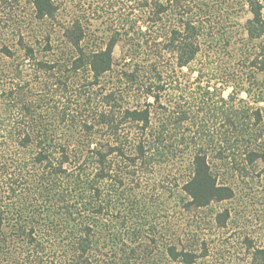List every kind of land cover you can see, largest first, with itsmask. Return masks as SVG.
I'll return each mask as SVG.
<instances>
[{"label": "trees", "instance_id": "1", "mask_svg": "<svg viewBox=\"0 0 264 264\" xmlns=\"http://www.w3.org/2000/svg\"><path fill=\"white\" fill-rule=\"evenodd\" d=\"M8 1L17 2L0 0L1 4ZM168 1L155 0L152 4L145 1L143 6L153 5L151 12L156 17L150 15V18H159L171 11L168 10L171 0ZM247 2L253 19L248 21L246 32L249 40H257L264 36V6L261 0ZM30 3L34 18L39 22L54 19L60 8L55 0H31ZM71 24L66 37L77 55L64 66L70 71L89 68L90 86H100L102 78L114 66L113 51L119 41V32L114 33L105 50L87 53L81 47L85 39L81 21ZM126 24V34L136 31V20L130 19ZM179 24V28L171 29L164 50L177 54L176 65L183 68L197 59L201 28L189 18L182 17ZM129 46V62L125 65L127 71L123 73L128 83L125 86L133 90L137 84L139 94L146 102L141 108L124 109L122 118L117 121L116 108L123 107L115 98L116 93L111 92L106 97L110 110L101 112L98 120L100 126H110L115 135L122 122L137 123L143 133L140 138L136 136L128 140L127 144L109 141L105 145H93L88 141L82 145L77 143L74 146L77 149H74L69 147V143H60L50 135L53 128L47 129L44 121L36 118L38 109L26 92L27 86L18 90L9 83L10 75H0V264H135L143 258V254L138 253L143 238L151 243V253L157 252L158 245L163 246L165 249L161 253L170 260V264L195 263L194 254L178 251L176 246L158 240V227L146 224L150 214L147 203L134 191L130 192L128 187L137 181V175L146 177L147 173L168 162L175 163V158L181 153L178 150L181 145L187 149L195 145L197 149L192 151L187 168L191 174L183 186V192L191 199L190 204L204 208L212 202L233 198V189L217 183L209 162L208 153L213 149L217 131H206L204 126L200 128L192 115L195 107L206 105V102L213 104L215 98L218 100L215 102L217 113L224 116L223 126L227 127L226 134L221 137L225 142L221 141L218 158L229 161L235 160L236 154L243 157L240 171L259 161L264 162V142L257 145L264 136V109L248 108L243 113H230L235 111V100L229 106L228 101L218 96V89L211 91V83L201 86L200 79H197L196 91L187 102V93L175 89L174 80L163 77L164 73L157 68L153 70V77L145 75L147 68L139 63V55H136L145 46H151L150 41L130 42ZM50 48L48 46L46 50ZM23 49L25 58H35L33 46H23ZM2 52L13 56L7 45ZM158 52L161 55V51ZM259 60L256 57L252 61L256 68L261 64ZM262 63L261 70L264 71V61ZM53 65L38 61L40 71L51 70ZM165 97H168L167 103H163ZM148 99L153 102H148ZM180 99L184 104H180ZM258 101H264V96L257 97ZM153 112H158L161 118L157 128L152 124ZM188 123L192 128L185 127ZM185 132H189L190 137H186ZM228 132H234L233 141ZM170 141L175 144L169 146ZM198 141H204V145H198ZM126 236L133 239L130 244H135L134 247L131 245L128 254L124 255L120 250L122 254L118 260L103 256V260L98 259L105 253L101 247H109V251L117 256L118 246L129 245Z\"/></svg>", "mask_w": 264, "mask_h": 264}, {"label": "rangeland", "instance_id": "2", "mask_svg": "<svg viewBox=\"0 0 264 264\" xmlns=\"http://www.w3.org/2000/svg\"><path fill=\"white\" fill-rule=\"evenodd\" d=\"M55 1L60 5L55 18L43 22L35 20L31 0L0 2V75H10L9 83L18 90L27 86L26 92L38 109L36 118L43 120L47 129L53 128L50 135L60 143H69V147L77 149L74 147L77 143L82 145L88 141L93 145H105L109 141L127 144L136 136L140 138L142 130L131 121L122 122L116 135L110 126L98 124L101 112L110 110L106 97L111 92L116 93L115 98L123 107L116 108L117 121L122 118L124 109L141 108L146 102L139 94L137 84L133 90L129 89L123 76L127 71L125 65L129 62L128 47L130 42L136 41L148 40L151 44L136 55H139V63L147 68L145 75L153 77V70L157 68L164 73L163 77L174 80L175 89L187 93V102L200 79L201 86L211 83V91L218 89V96L228 101L229 106L235 100V111L230 113H243L248 108L264 109V101L256 102L257 97L264 96V71L261 70L264 36L257 40L248 38L247 23L253 15L247 0H171L168 5L171 11L159 18H150V15L156 17L151 12L153 5L143 6L145 1L152 4L155 0ZM160 1L169 3L168 0ZM261 1L264 6V0ZM182 17L192 19L201 28L197 42L200 52L192 65L178 68L177 54L164 48L170 39L171 29L179 28ZM130 19L136 20L137 25L136 31L128 35L124 27ZM76 20L81 21L84 27L85 39L81 47L87 53L105 50L114 33L119 32V41L113 51L114 66L102 78L100 86H90L92 77L89 68L70 71L64 66L77 55L66 37L68 28ZM180 29L183 31V28ZM6 45L13 53L12 57L2 52ZM23 46L34 47V59L25 58ZM48 46L51 48L47 51ZM154 49L160 50L161 55ZM256 57L261 63L257 68L252 64ZM38 61L50 65L62 64L40 71ZM167 99L165 97L163 103H167ZM180 100V104H184L183 99ZM148 102L153 100L148 99ZM215 102L195 107L192 115L200 128L204 126L206 131H217L214 133L213 149L208 153L209 162L217 183L232 188L233 198L212 202L204 208L190 204L191 199L183 192V186L191 174L187 168L192 151L197 149L195 145L190 149L181 145L178 149L181 153L175 158V163L168 162L147 173L146 177L137 175V181L128 188L147 203L150 214L146 224L158 227V240L176 246L178 251L194 254L196 259L193 264L264 263V162L259 161L240 171L244 158L236 152L235 160L221 161L218 158L221 141L225 142L221 137L226 134L227 127L223 126L225 119L217 113ZM153 113L152 124L157 128L161 118L158 112ZM185 127L192 128V125L188 123ZM185 133L186 137H190L189 132ZM233 133H227L232 141ZM263 142L264 136L257 141V145ZM198 143L204 145V141ZM174 144L172 141L168 143L169 146ZM126 238L129 245L118 246L117 256L109 251V247H101L105 253H99L98 259L111 257L118 260L122 254L120 250L124 251V255L128 254L131 245L134 247L135 244H130L133 241L131 237ZM140 243L138 253L143 254V258L135 264H170V260L162 254L165 249L162 245H158L157 252L151 253L152 246L146 238Z\"/></svg>", "mask_w": 264, "mask_h": 264}]
</instances>
